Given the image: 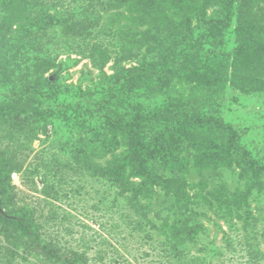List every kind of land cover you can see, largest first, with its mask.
Listing matches in <instances>:
<instances>
[{
    "label": "rangeland",
    "instance_id": "374dc122",
    "mask_svg": "<svg viewBox=\"0 0 264 264\" xmlns=\"http://www.w3.org/2000/svg\"><path fill=\"white\" fill-rule=\"evenodd\" d=\"M119 1L0 0V24L13 22L16 37L25 39L28 13L55 18L35 28L42 49L55 55L45 72L54 80L38 95L37 137L33 125L10 128L26 69L0 51L17 70L10 83L0 76L2 165L22 162L9 189L0 186V208L26 213L39 235L33 242L17 222H0V264H58L38 254L44 244L59 255H80L78 264H264V171L256 170L264 164V0L241 9L243 0H154L161 4L153 14L161 9L171 18L162 37L149 19L133 20L131 3ZM21 9L25 18L13 14ZM227 14L222 30L215 21ZM185 21L187 37L178 24ZM247 26L251 32L241 36ZM158 37L176 51L196 40L195 56L176 65L181 58ZM244 43L253 45L245 57L257 65H247L253 76L238 82L231 61ZM141 66L151 79L136 73ZM216 69L226 77L222 84L193 77ZM127 70L134 73L129 81ZM129 131L152 145L148 170L174 177L190 199L141 186L130 169Z\"/></svg>",
    "mask_w": 264,
    "mask_h": 264
},
{
    "label": "trees",
    "instance_id": "16d2710c",
    "mask_svg": "<svg viewBox=\"0 0 264 264\" xmlns=\"http://www.w3.org/2000/svg\"><path fill=\"white\" fill-rule=\"evenodd\" d=\"M164 1L166 0H161V3L165 4ZM224 1L228 3L227 6H231L234 0H224ZM127 2L131 3V6L134 10L133 20L144 21V20L149 19L152 22L153 27H156L158 30L161 31L159 32L160 33L159 36L161 37L163 36L164 32L167 31L166 29L168 25L167 23L171 21V18L167 16L166 17L163 16L162 11L158 12L161 9H158V11L153 14L154 9L160 7L161 3L156 5L154 3V0H120L119 5H123L124 3L127 4ZM137 2L138 4H140V7L136 6ZM247 3H248V0H243V2L239 5V8L241 9ZM16 4L18 5V3ZM34 6L35 8L38 7V5H35V4ZM24 7L26 8V6ZM30 7L32 8V5H30ZM30 7L27 9L30 10ZM141 8L146 10L143 12H147L148 16L140 15L139 10ZM245 9H246V6H245ZM25 10L26 9H21L20 12L15 11L16 13L13 12V14H18L17 16L19 17L22 16V18H25L23 15H21L25 12ZM165 10L167 11V9H163L164 12ZM105 11H107V9H105ZM231 17L232 15L227 14L225 19H221L219 21L216 20L215 23H220L219 26L221 27L222 30H224L227 26H229V21L231 20ZM45 20L54 21L55 18L54 16H51L49 12H45V11H42L40 14L38 13V11H34L33 13H28L27 19H24L22 21L23 22L31 21L32 24H28L25 28V31H23L26 34L25 39L24 37L21 38L19 36L16 37L15 35H12L14 33L11 30L12 28L11 26H13V22H6L4 19L2 20L0 24V51L4 53L9 52L10 55L12 53V55L10 56V59L12 60L11 64L12 65L14 64L17 70L26 69L24 70L23 75H21V78L24 83L22 86L23 91L15 94L16 95L15 97H17L18 102H16L17 103L16 105H12L11 111H14L10 115L12 117L7 116V118H9L10 120L9 122H11L10 128L11 129L12 128L13 129H19V128L23 129L26 126L33 125L32 131L36 132V137L40 130L39 128L42 127L40 125L43 123V118L41 117L42 112L40 109L41 103L39 101L40 99H38L39 98L38 95L41 91V88L45 84L53 82L54 79L51 80L50 77L45 76V72L55 67V59L53 58V56L55 55L50 56L51 52H49V50L47 53V50L44 51L42 49V46L45 44H41L42 42L41 34H39L38 31L35 30V28L37 30L43 29V26L45 25V22H46ZM178 24H179V27H182V29L184 28L186 29L184 32L187 33L186 34V37H187L188 29L186 28V25H185L187 24V21L182 22V23L180 22ZM251 29H252V26H247L243 28V30H241L240 32L241 36L251 32ZM209 34L207 32L206 36L208 37ZM240 34L238 36H240ZM161 37H158V39L161 42L162 46L165 49H169L167 44L166 46L164 45L165 42L161 39ZM243 39L246 41L245 38ZM243 39H240V41H244ZM194 44L198 45L196 40H194L193 42H188L187 48H184V49L180 48L178 49V51H176L175 48L169 49L170 54H171L170 56L172 57L178 56L179 58H181V60H179V58L177 59L179 60V62L176 63V65L179 64V66H181L184 63H187L190 60V58L195 56L194 52L196 51V48L194 47L195 46ZM252 46L253 45H250L248 43L237 45V53L236 55H234L235 57L231 61V66L234 71L237 69L236 75L233 72L232 76L233 77L238 76L236 79V81L238 82L240 81L244 82L246 79H248V77L250 78V75L252 77L254 74L252 72H247L246 66L247 65L256 66L257 64L254 65L252 63H248L249 59H246L245 57L246 56L245 53L247 51H251L249 48ZM7 65H10V64H6L5 59L0 60V69L2 71V75L0 76L4 80V82L10 83L14 76L12 75V73H14L17 70L14 68L10 70L9 68H7ZM33 66L34 68H37V66H39L37 68L36 73L32 74L30 72H27V68L33 67ZM191 70H193V68ZM147 72H148V69L144 68V66H141L137 70L136 73L145 75L146 78L151 79L148 77L151 75V73H147ZM212 72L216 73L215 75H217V78H215L214 75L211 76ZM167 73H169L167 69L158 72L159 75H163ZM126 76L127 77L125 78H127L129 81L130 78L134 76V73L129 74L127 70ZM193 77L196 80H202V83H204L206 86L214 84L215 79L217 82L218 78H220L221 84L224 81H226V77L225 75L220 73V69L219 71L217 69L211 70V72H209L208 74L196 72L193 74ZM156 78H157V75H155V79ZM233 84H234V81H233ZM35 88H38V90ZM21 98L24 100L25 103L21 100ZM40 98H41V95H40ZM221 123L223 125V131L229 132L230 137L234 138L237 132L234 129H232L233 126L229 123H226L223 119H221ZM129 132L130 133L127 134V138L129 140V143L127 144V146L130 148V152H129L130 164H131L130 169L135 175V177L140 179L141 186L143 188H152L155 185H160L161 187H163V189L167 193L168 192L170 193L171 192L170 189H172V195L177 201L180 200L179 202H182L186 199H190V195L187 192H185L179 185L176 184V179L174 177H167L164 179H160L148 170V168L145 165V159L146 157H148L149 152H150L149 149L152 147V145H150L149 143H145L142 140L137 141L134 136V134L136 135V133L135 132L133 133L132 131H129ZM7 161L10 162V167L8 166L5 167L4 165H2V162H5V161L2 155L0 154V186L3 188L1 189V191H5V189L8 190L9 187L12 185L11 177H10L11 173L21 172V169H22L21 161L19 160L14 161V159H7ZM256 170L264 171V164L256 163ZM175 184L177 186H175ZM5 210L2 211V208H0V222L8 223L10 221H15L20 225V227L25 231V233H28L30 235L33 242H37L39 240L38 229L33 224L32 219L29 216H27L26 213L20 214L14 210L10 212H6ZM40 249H41L40 252H38L39 255L43 256L44 258L48 260L49 259L53 260L55 263H58V264H78V263H81V260H82V257L77 254H75L74 256L59 255L57 253L58 251L56 248L54 247L50 248L47 244L40 246ZM85 263L86 262L83 261V264Z\"/></svg>",
    "mask_w": 264,
    "mask_h": 264
}]
</instances>
